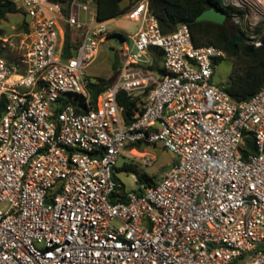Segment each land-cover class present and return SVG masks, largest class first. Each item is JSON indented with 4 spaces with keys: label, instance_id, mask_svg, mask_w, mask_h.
<instances>
[{
    "label": "built area",
    "instance_id": "obj_1",
    "mask_svg": "<svg viewBox=\"0 0 264 264\" xmlns=\"http://www.w3.org/2000/svg\"><path fill=\"white\" fill-rule=\"evenodd\" d=\"M11 1L27 25L0 35V264H264V85L232 98L213 80L223 50L196 46L185 23L162 32L137 0L123 13L137 27L94 99L85 68L109 32L95 0ZM121 92L142 98L129 122ZM156 143L175 159L120 200L117 158Z\"/></svg>",
    "mask_w": 264,
    "mask_h": 264
},
{
    "label": "trees",
    "instance_id": "obj_2",
    "mask_svg": "<svg viewBox=\"0 0 264 264\" xmlns=\"http://www.w3.org/2000/svg\"><path fill=\"white\" fill-rule=\"evenodd\" d=\"M58 2H66L68 0H53ZM123 0H95L97 8V17L100 20H106L120 14H123L128 6L121 4ZM133 3L137 0H129ZM129 3V4H130ZM148 5L151 11L157 17L162 32L168 33L175 30V28L185 23L188 25L191 38L196 46L202 45H214L219 47L224 52V57L214 58V71L216 65L225 57L231 58L232 68L228 75V82L226 85H222L224 90L236 100H246L256 94L260 88L264 85V19L256 25V30L260 33L262 44L258 47H253L252 51L246 50V44L242 42L236 43L234 50L230 49L229 43L233 32L229 25V19H231L233 13L241 14L242 9L232 5L225 4L223 0H148ZM216 6L226 14V21L222 24L211 21H198L197 15L204 9ZM15 4L11 0H0V20L4 19L8 14L16 12ZM20 11V10H18ZM21 12V11H20ZM22 14V21L20 28L17 32L26 28V18ZM5 32L0 28V35H4ZM108 36H119L124 38L125 35L118 30H112L108 32ZM244 38V37H243ZM242 38V39H243ZM150 51L154 59L152 68L157 69L159 72H163L160 67L162 58V50L157 47H151ZM70 54V32L68 28L65 30L64 38V55ZM116 63V62H115ZM114 63V67L116 64ZM111 80L105 81L102 78H98L97 81L90 80L88 82V89L91 95L95 99L97 94L105 89L109 85ZM79 98L73 100L77 102ZM118 102L123 107L124 118L126 122L132 120L137 112L140 111V102L142 98L140 96L136 98H130L124 92H121L118 96ZM5 97H0V115L4 109ZM248 147L253 149L251 145L252 140L247 138ZM131 170L124 165L114 167L113 177L117 183L116 190L119 191L120 200L125 199L126 190L120 179L116 176L118 172H131L137 177V183H145L147 185H153L157 181L147 175L146 173H138ZM139 191L141 189L138 188Z\"/></svg>",
    "mask_w": 264,
    "mask_h": 264
},
{
    "label": "rangeland",
    "instance_id": "obj_3",
    "mask_svg": "<svg viewBox=\"0 0 264 264\" xmlns=\"http://www.w3.org/2000/svg\"><path fill=\"white\" fill-rule=\"evenodd\" d=\"M229 2L242 9V13L238 14L239 18H231L228 21L233 34L244 37V43L248 35L260 36V33L256 30V25L264 19V7L260 8L257 2H249L248 0H229ZM129 3V0L121 2L123 6H128ZM14 4L17 11L8 14L4 19L0 20V28L5 32L4 35L16 34L21 25L22 14L18 11V2L14 1ZM103 23L109 31L118 30L125 36L134 32L137 27L136 22L128 19L123 14L106 19ZM123 42L128 43V40L119 36H107L106 40L99 46L93 60L85 68L86 77L95 81L98 78H102L105 81L112 80L122 59ZM232 62L231 58L225 57L216 65L213 75V80L216 84H227ZM114 63L116 64L115 67L113 66ZM146 158H150V161L146 162ZM174 159L175 156L159 143L155 145L140 144L135 146V148L125 147L123 153L117 158L116 166L124 165L138 173H146L157 181ZM116 176L122 182L124 190L131 191L138 188L137 177L134 173L118 172Z\"/></svg>",
    "mask_w": 264,
    "mask_h": 264
},
{
    "label": "water",
    "instance_id": "obj_4",
    "mask_svg": "<svg viewBox=\"0 0 264 264\" xmlns=\"http://www.w3.org/2000/svg\"><path fill=\"white\" fill-rule=\"evenodd\" d=\"M196 19L198 21L204 20V21H211V22L222 24L226 21V14L222 10L217 8L216 6H211V7L204 9L203 11H201L197 15ZM242 40L243 39L240 35L233 34L231 36V41L229 43L230 49L234 50L236 48V43L242 42ZM246 50L252 51L253 45L246 44Z\"/></svg>",
    "mask_w": 264,
    "mask_h": 264
},
{
    "label": "bare ground",
    "instance_id": "obj_5",
    "mask_svg": "<svg viewBox=\"0 0 264 264\" xmlns=\"http://www.w3.org/2000/svg\"><path fill=\"white\" fill-rule=\"evenodd\" d=\"M249 2H257L258 4H264V0H248Z\"/></svg>",
    "mask_w": 264,
    "mask_h": 264
}]
</instances>
